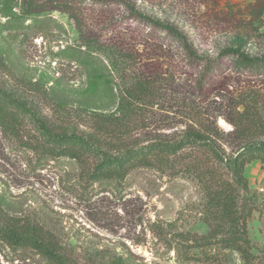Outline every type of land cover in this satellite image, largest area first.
<instances>
[{
    "label": "rangeland",
    "instance_id": "1",
    "mask_svg": "<svg viewBox=\"0 0 264 264\" xmlns=\"http://www.w3.org/2000/svg\"><path fill=\"white\" fill-rule=\"evenodd\" d=\"M31 1L48 0H0V85L39 104L54 123L101 135L89 116L117 114L127 77L139 74L154 81L161 96L144 114L153 124L136 136L147 130L175 137L192 124L188 112L196 107L194 119L214 123L218 145L231 154L240 147L230 123L242 111L238 101L252 104L264 127V64L244 67L222 55L240 39L247 55L264 59V0H128L139 13L177 27L199 60L123 6L74 0L71 16L56 10L28 14ZM86 40L101 46H83ZM24 129L17 134L0 128V206L8 217L52 234L78 264H264L259 162L245 167L248 189L239 202L247 197L251 207L246 247L254 258L244 262L238 250L217 243L220 234L205 237V223L215 227L217 219L194 173L143 167L122 181L92 182L91 162L41 156L30 141L23 143L31 127ZM0 264L53 263L0 241Z\"/></svg>",
    "mask_w": 264,
    "mask_h": 264
},
{
    "label": "trees",
    "instance_id": "2",
    "mask_svg": "<svg viewBox=\"0 0 264 264\" xmlns=\"http://www.w3.org/2000/svg\"><path fill=\"white\" fill-rule=\"evenodd\" d=\"M73 1H31L26 3L25 10L28 14L56 10L71 16ZM86 1L101 8L123 6L134 19L167 32L183 46L190 58L199 60L187 38L177 27L139 13L128 0ZM243 43L237 39L236 47L224 49L222 55L235 58L244 67L255 69L257 65L264 64V59L247 55L243 51ZM83 46L101 45L97 41L86 40ZM116 53L122 58L120 52ZM123 59L130 60L127 55ZM126 81L119 98L117 114L89 116L93 120L92 125L101 135L69 130L66 124L54 123L42 112L39 104L17 96L1 85L0 128L3 132L22 134L25 126L29 125L31 131L27 136L29 140L23 142L25 145L30 141L32 149L41 156L70 157L82 163L91 162L87 178L92 182L111 179L122 181L131 170L143 167H155L172 173H194L202 181L208 195V205L213 207L217 219L215 227L204 222L208 226L205 237L220 234L217 243L222 248L238 250L244 262L253 259L252 251L246 247L249 245L246 219L251 207L247 208V197L243 198L242 205L239 203L241 193L248 189L244 176L245 167L251 162H259L264 169V140H257L255 136L264 135V127L258 124L252 104L244 101L236 103V107L242 108V111L230 123L234 127L233 138L240 142V147L235 152L226 154L217 143L216 125L194 119L199 117L196 107L188 112V116L193 117L192 124L185 125L175 137L147 130L136 136L138 131L142 132L153 124L144 114L156 104L161 93L155 82L147 76L131 74ZM256 130L260 132L254 133ZM135 131L137 132L134 134ZM103 135L106 137L103 138ZM0 241L9 247L32 249L53 264H78L72 252L52 234L36 224L8 217L1 206ZM240 245H244L243 249H240Z\"/></svg>",
    "mask_w": 264,
    "mask_h": 264
}]
</instances>
